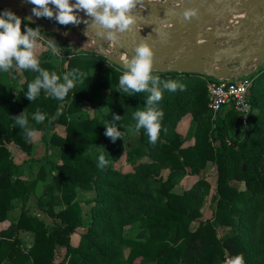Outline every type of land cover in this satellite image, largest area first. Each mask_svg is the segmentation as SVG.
Returning a JSON list of instances; mask_svg holds the SVG:
<instances>
[{"label": "trees", "instance_id": "obj_1", "mask_svg": "<svg viewBox=\"0 0 264 264\" xmlns=\"http://www.w3.org/2000/svg\"><path fill=\"white\" fill-rule=\"evenodd\" d=\"M3 11L0 9V13ZM64 43L66 70L52 61L39 60L41 68L55 71L61 77L66 72L77 71L74 87L63 101L50 94H40L34 101L27 98V86L37 72L22 70L26 78L25 94H15L16 86L11 79L0 76V223L7 220L12 201L25 197L29 185L25 180L14 179L19 166L8 144L31 149L30 140L15 125L14 117L26 110L30 128L43 131L47 124L57 122L67 128L65 138L54 135L51 139L61 162L58 164V158L55 159L56 171L44 186L45 196L40 202L48 206V215L58 223L49 228L39 217L23 212L17 223L0 232V264H16V259L26 250L18 235L21 230L35 234L25 264H55L56 252L62 246L86 257L82 262L61 264H223L226 255L240 253L246 264H264V83L256 85L264 69L251 79L248 95L253 118L239 131H235L239 116L233 108L219 118L209 116L208 81L212 78L154 71L162 81L171 79L184 85V90H163V98L156 105L164 113L158 141L150 144L145 131L139 130L141 146L132 151L134 170L121 173L108 163L98 167L99 159L87 152L102 148L111 154L113 140L105 135V125L120 115L121 121L115 123L123 137L116 141L124 139L128 128L136 130L134 113L145 108L149 93H135L131 97L121 94L118 78L124 69L96 49L85 47L75 51ZM105 65L104 74L92 80V73L103 71ZM102 90L106 95L102 96ZM94 98L108 105L109 118H68V114L82 109L85 100ZM63 103L66 108L62 107ZM37 111L45 115L42 123L33 119ZM186 115L200 123L194 144L185 147L178 125ZM217 140H221V146L214 144ZM210 163L217 165L219 175L213 198L217 211L212 220H201L205 200L203 182L198 181L183 194H177L176 182L171 178L159 180L158 175L183 166L198 173ZM233 182L243 187H235ZM78 188L96 190L98 196L91 202L92 222L88 231L71 248V234L82 225L84 212L74 202ZM61 207L64 208L58 210ZM136 223L149 231L146 241L124 237L125 230ZM220 229L223 235L219 234ZM123 245L130 248L125 262L119 256Z\"/></svg>", "mask_w": 264, "mask_h": 264}, {"label": "water", "instance_id": "obj_2", "mask_svg": "<svg viewBox=\"0 0 264 264\" xmlns=\"http://www.w3.org/2000/svg\"><path fill=\"white\" fill-rule=\"evenodd\" d=\"M33 8L29 0H0V9L45 30L60 31L54 18L41 21ZM186 10L195 15L185 19ZM77 14L81 23L66 27L87 30L97 51L124 70V58H130L143 40L154 50L155 72L227 80L251 76L264 66V0H143L133 13L137 23L118 42L98 36L90 18L83 11Z\"/></svg>", "mask_w": 264, "mask_h": 264}, {"label": "rangeland", "instance_id": "obj_3", "mask_svg": "<svg viewBox=\"0 0 264 264\" xmlns=\"http://www.w3.org/2000/svg\"><path fill=\"white\" fill-rule=\"evenodd\" d=\"M41 21L44 20L50 21L48 18H42ZM31 26L33 28L39 27L42 39L38 41V47L36 50L37 56L39 60H48L52 61L56 64H59L61 68L68 67V60L64 53L63 46L66 45V42L70 47H73L75 51H82V48L88 47L98 50L93 44V40L91 38V34L87 30H83L79 27H66L64 25H60L57 22H54L55 27H60V31L52 32L45 30L43 27H40L32 22H23V27L26 28ZM54 33V34H53ZM55 40L57 43V53L53 54L51 50L47 46V41ZM105 47L108 48V45L105 44ZM107 67L106 65L102 69L103 71H98V73H92V80H96L100 75L104 74ZM264 69V66L259 68L257 72L253 75L249 76L250 79L259 74V71ZM1 75L8 76L14 86H16L15 94H25L26 90L24 89V84L26 78L23 74L22 70L11 69L7 73L0 72ZM205 80V79H203ZM259 83H264V73L260 75L258 81H256V85ZM5 92V90H3ZM1 92V93H3ZM43 96H48L49 94L44 90L40 92ZM102 96L106 95L105 91H101ZM94 95V93H93ZM84 106L81 110L74 114H68L69 119H88V118H103L110 117L111 111L108 108V105L100 103L96 98L92 101L85 100ZM65 103L62 104L63 108L65 107ZM231 109V108H228ZM220 112L218 114L210 111L209 116L213 118H219V115H224L226 111ZM257 111V107L254 108ZM55 121V117L53 118ZM200 122L195 121L193 119H188L182 121L180 133L183 138H185L184 146H191L194 144V137L197 132V127ZM37 138L35 140H30L31 149L25 150L21 146L10 143L8 144V148L11 151L14 162L19 166V169L14 177L20 178L29 182L28 190L25 194L24 198L13 200L11 205L8 208L7 220L0 223V232L8 229L11 224L17 223L20 215L23 212H28L27 214L31 216H37L42 220L49 228L54 227L58 221L54 218L50 217L47 213L48 206H44L41 204V200L44 199V186L50 182L52 172L54 173L55 165L54 161L58 158V164L61 162L59 157L56 154V147H52V138L54 135L65 138L67 136V128L66 125L62 123L55 124H47L46 128L43 131H37ZM127 136L124 139H120L116 142H111L110 147L112 148L111 154H106V151L102 148H93L88 151L87 154H90L91 157L97 160L99 156L103 154L106 159H108V165L122 172L132 171L134 170V158L135 154L132 151L136 150L141 146L140 135L139 132L134 130L133 128L127 129ZM179 132V131H178ZM215 145L221 146V140H217L214 142ZM50 145V147H49ZM113 152V153H112ZM128 170V171H127ZM218 169L215 163H210L206 169L200 170L198 173L194 171L191 167L183 166L178 169L172 170H164L161 171L158 175L159 180L173 179L176 182V187L174 188V192L177 194H183L184 190H188L195 185L196 182L201 181L203 185L201 190L205 194L204 205L201 208V220H212L214 218L215 212L217 211V202L213 200L214 196L217 194L218 189ZM232 185L235 187H243L241 183L233 182ZM97 191H87L82 188H78L76 190V197L74 202H78L83 209V220L82 225L79 226L70 237V245L71 248L73 246L78 245L81 236L84 235L90 225L92 220V211H91V202H93L97 198ZM47 196L45 199H48ZM65 207V206H64ZM64 207L59 208L63 209ZM219 234L223 235V229L219 230ZM18 235L23 243H25L26 250H24L21 255L16 259V264H25L27 260H29L28 251L31 249L35 243V234L29 230H21L18 232ZM124 237L136 240V241H146L150 236L148 230L140 227L139 223L134 224L133 226L127 228L125 230ZM130 248L127 245H123L121 251L119 253L120 258L125 262L128 256ZM85 255L79 253L74 250H70L67 247L60 248L55 255V264H61L63 262L66 263H76L85 261Z\"/></svg>", "mask_w": 264, "mask_h": 264}, {"label": "clouds", "instance_id": "obj_4", "mask_svg": "<svg viewBox=\"0 0 264 264\" xmlns=\"http://www.w3.org/2000/svg\"><path fill=\"white\" fill-rule=\"evenodd\" d=\"M34 5L33 15L52 19L60 25L80 24L81 18L78 11H83L91 20L90 28L95 29L98 36L109 41L118 42L121 35L130 31L137 23L134 15L138 5L143 0H29ZM54 6V8L52 7ZM195 11L186 10L184 18L190 19ZM89 23V21H84ZM42 39L39 27H23V20L11 10L0 13V72L7 73L15 68L37 72L38 75L27 86V98L31 101L37 99L41 90L50 94L53 98L63 101L69 91L73 89L77 77V71L66 72L61 77L55 71H48L40 67L36 50L38 41ZM47 46L53 54L57 53L55 40L47 41ZM125 71L118 78L121 94L129 97L135 93L146 92L145 108L134 113L136 120L135 129H143L150 144L155 145L162 131L164 113L156 107L163 98V90L175 92L178 88L183 91L184 85L174 80L162 81L158 75H154V50L147 40L136 45L130 58H124ZM26 111V110H25ZM25 111L15 116V125L24 131L28 140H35L37 132L30 128ZM57 116L60 115L58 111ZM121 116L116 115L109 125H105V135L115 142L123 137L117 127L116 121H121ZM37 123L45 120V115L37 111L33 115ZM108 161L105 156H99L98 167L103 168ZM223 264H246L243 253L232 257L225 256Z\"/></svg>", "mask_w": 264, "mask_h": 264}, {"label": "built area", "instance_id": "obj_5", "mask_svg": "<svg viewBox=\"0 0 264 264\" xmlns=\"http://www.w3.org/2000/svg\"><path fill=\"white\" fill-rule=\"evenodd\" d=\"M251 84L249 76L208 81L209 109L218 114L233 108L239 116L235 131L245 129L253 118V107L248 95Z\"/></svg>", "mask_w": 264, "mask_h": 264}, {"label": "crops", "instance_id": "obj_6", "mask_svg": "<svg viewBox=\"0 0 264 264\" xmlns=\"http://www.w3.org/2000/svg\"><path fill=\"white\" fill-rule=\"evenodd\" d=\"M259 69H256V71L255 72H257ZM186 119H188V121H190V119H192V116L191 115H186L181 121H180V123H179V125H178V131H179V133H181L180 132V129H181V125H182V121H184V120H186ZM182 134V133H181ZM125 172H126V170H124ZM128 171V170H127ZM133 171V170H132Z\"/></svg>", "mask_w": 264, "mask_h": 264}, {"label": "bare ground", "instance_id": "obj_7", "mask_svg": "<svg viewBox=\"0 0 264 264\" xmlns=\"http://www.w3.org/2000/svg\"><path fill=\"white\" fill-rule=\"evenodd\" d=\"M243 17H244V15H243Z\"/></svg>", "mask_w": 264, "mask_h": 264}]
</instances>
